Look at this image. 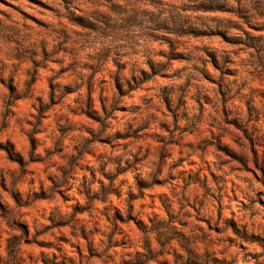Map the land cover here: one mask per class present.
I'll use <instances>...</instances> for the list:
<instances>
[{"label":"rangeland","instance_id":"rangeland-1","mask_svg":"<svg viewBox=\"0 0 264 264\" xmlns=\"http://www.w3.org/2000/svg\"><path fill=\"white\" fill-rule=\"evenodd\" d=\"M0 264H264V0H0Z\"/></svg>","mask_w":264,"mask_h":264},{"label":"trees","instance_id":"trees-1","mask_svg":"<svg viewBox=\"0 0 264 264\" xmlns=\"http://www.w3.org/2000/svg\"><path fill=\"white\" fill-rule=\"evenodd\" d=\"M10 257L13 259L12 253H10Z\"/></svg>","mask_w":264,"mask_h":264}]
</instances>
